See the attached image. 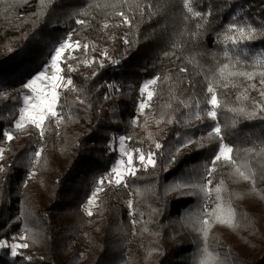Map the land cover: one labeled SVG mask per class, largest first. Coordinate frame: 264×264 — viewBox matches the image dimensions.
I'll use <instances>...</instances> for the list:
<instances>
[{"label":"trees","instance_id":"1","mask_svg":"<svg viewBox=\"0 0 264 264\" xmlns=\"http://www.w3.org/2000/svg\"><path fill=\"white\" fill-rule=\"evenodd\" d=\"M183 4L184 0H0V93L8 94L0 95V129L16 137L8 142L0 136V239L24 234L30 245L16 257L10 249H0V264H196L202 240L193 225L201 213V194H193L192 188L168 189L201 181L219 141L206 138L213 121L195 120L192 109L178 101L199 98L204 107L205 77L229 63L225 50L232 62L237 56L244 62L241 70L259 71L254 60L264 53V0H192L195 11L211 13L203 18L193 17ZM121 11L130 23L117 15ZM231 23L252 24L257 38L238 48L226 45L223 33ZM69 34L90 47L87 52L74 51L77 59L67 60L76 71L68 72L62 64L63 74L78 89L63 92L64 121L58 128L50 121L43 138L34 127L16 132L12 113L19 106L17 93L47 66L54 48ZM105 50L107 58L102 56ZM91 58L102 61L103 67L80 62ZM157 75L161 81L155 86L147 128L145 117L133 124L139 90ZM259 81V75L252 81L236 78L237 87L218 88V94L228 106H237L242 87L255 84L248 91L250 107L253 101L264 102ZM162 112L165 119L157 124ZM169 116L175 117L172 123ZM218 116L224 142L239 150L233 153L238 160L251 162L256 183L253 190L249 182L230 175L231 166L217 162L213 185L224 181V195L232 197L238 227L215 224L208 245L224 264H264V155L243 151L259 152L264 146V119L226 110ZM121 136L131 137L129 148L155 151L156 167L138 170L129 177L128 188L105 184L89 216L84 205L99 178L116 164L115 141ZM200 137H205L200 141L204 147L193 143L175 152L181 140ZM155 142L162 147L157 150ZM41 148L39 163L33 164ZM173 154L175 162L169 163ZM130 199L135 216L127 206Z\"/></svg>","mask_w":264,"mask_h":264},{"label":"snow or ice","instance_id":"2","mask_svg":"<svg viewBox=\"0 0 264 264\" xmlns=\"http://www.w3.org/2000/svg\"><path fill=\"white\" fill-rule=\"evenodd\" d=\"M127 3V0H124ZM184 8L188 13H191L193 17L203 18L205 15H210L211 13H201L195 11L192 7V0H184ZM151 7V5H149ZM117 15L123 18L124 23H130L128 17L124 13L117 12ZM78 24L84 25L86 21L77 20ZM104 28H108L109 25L105 23ZM264 34V33H261ZM257 38V28L252 24L240 25L237 23H231L227 26V31L223 33V40L225 44H231L233 47L238 48L241 44L253 41ZM128 40L125 38V44ZM90 45L88 43L82 44L80 40H72V34H69L61 43L58 44L53 50V54L50 58V63L47 67L41 70L38 74L34 75L32 78L27 80L23 86V91L17 93L15 99H17L19 106L16 111L12 113L14 119L12 127L16 132H25L29 127H34L38 130L40 138H43L45 131L51 127L50 121L55 123L58 128L59 125L64 121L65 117L63 114V105L61 103L63 92L66 91H78L73 85V81L70 76L63 75L65 69L61 66L62 64H67V60L77 59L72 53L78 51L81 48L87 52ZM94 50V46H93ZM65 53H68L67 58H65ZM167 55V53H165ZM102 56L108 57L107 50L102 52ZM224 56L229 60V63H224L221 65L217 74L211 77H205L207 81L205 88V99L204 107H201V102L199 98L195 101H178V103L186 108L192 109V115L195 120H203L207 118L214 122V125L206 134V138L209 140L219 141L218 149L216 154L212 157L208 164L204 165V177L201 181L192 182L185 181L173 185L169 188V191H175L181 188H192L199 193L202 198V209L201 213L195 219L193 225L194 230L197 231L202 240V248L200 249V257L197 259L196 264H224L220 257V254L213 249H210L208 245L209 235L215 224H221L227 227H238L236 221V208L232 204V197L229 195L227 198L224 193L226 191V186L223 180L218 181L213 185L212 176L217 169V162H223L226 165L231 166L230 175H234L237 180H243L249 182L255 190V177L256 170L252 168L251 162L248 160H238L233 153L239 150L235 149L233 145L224 142V133L222 125L219 120L218 113L220 111H229L233 114H238L247 119L262 118L264 119V102L253 101L249 107L248 102L249 87L255 89L256 85L251 84L248 87H242L241 92L237 95L236 99L238 101L237 106H228L221 95L218 94V88H228L237 87L235 83L236 78H244L245 80L252 81L257 75L260 76V96L264 100V53L256 56L254 60V67L259 69V71H247L241 70L240 64L244 63L240 60V57L235 58V62H232V57L228 50L224 51ZM86 66H91L92 64H98L103 67V62L98 61L95 58L80 61ZM112 63H119V61L112 60ZM68 72L76 71L71 64H67ZM181 72H186L187 69L181 68ZM96 73H94L95 75ZM165 80H170L171 77H165ZM158 81H161L159 75L154 76L151 79L146 80L139 92L140 99L138 100V114L133 119V124L139 125L140 116L145 114V109H151V101L156 95V88ZM71 86V87H70ZM107 87L112 88L113 85H107ZM0 95L7 98V93H0ZM108 96H105L107 99ZM80 103H84V100L79 96L75 98ZM167 107L171 109V104ZM165 119V113H161L159 119L155 122L157 124L163 122ZM175 120L174 116H169L168 122L172 123ZM236 121L233 120V126H235ZM148 119L145 116L144 127L147 128ZM149 138H152V133H149ZM0 136L6 139L8 142L13 141L16 137L13 135L12 131H6L0 129ZM205 137H200L197 139L188 138L186 140H181L175 149L176 153H179L181 148L188 147L189 145L196 143L200 147H204L201 140ZM131 137L121 136L119 137V152L120 159L117 163L112 166L109 173L105 177H100L97 181L98 186L89 196L87 203L84 205L87 215L92 216V206L96 204L98 199V194L104 190V185H113L114 187H124L128 188L129 177H135L138 170L141 168L147 170L149 166L156 167V152L151 148L141 149V148H129L126 146V142L130 141ZM264 145V142H262ZM162 147L159 142H155V148L158 150ZM43 149H39L35 152L33 157V164L39 163V157L41 156ZM246 154L255 153L256 155H264V146H262L259 152H256L255 148H248L243 150ZM4 159V149L0 147V160ZM175 162V155H170L169 163ZM4 171V167L0 165V172ZM35 174L34 172L32 173ZM111 177V178H108ZM139 192V190H137ZM211 204V207L209 205ZM127 206L130 210L133 209V201L130 199L127 202ZM130 215L135 216V211H130ZM191 221L192 217H188ZM133 225L137 223L135 219L131 221ZM146 230V229H145ZM17 239V238H13ZM22 241H27L28 236H20L18 238ZM30 245L27 242L24 243H9L6 239H0V249H10L11 255L13 257L22 255L18 250L26 249ZM26 259L31 260L32 257L28 256Z\"/></svg>","mask_w":264,"mask_h":264},{"label":"rangeland","instance_id":"3","mask_svg":"<svg viewBox=\"0 0 264 264\" xmlns=\"http://www.w3.org/2000/svg\"><path fill=\"white\" fill-rule=\"evenodd\" d=\"M67 53H65V58H67ZM50 63V62H49ZM49 63L47 64V66L49 65ZM46 66V67H47ZM62 66V65H61ZM64 75V74H63ZM139 97H140V92H139ZM140 99V98H139ZM150 113H152V110L151 109H145V114L144 115H142V116H140V117H145V116H148V115H150ZM118 141H119V138L115 141V143H116V149L118 150V152H119V143H118ZM126 146L128 147V142H126ZM121 157H120V152H119V157H118V160L120 159ZM117 160V161H118ZM117 163V162H116ZM108 178H111V177H108ZM96 203H97V201H96ZM95 206H96V204L94 205V206H92V212L94 211V209H95ZM20 236H25L24 234H21V235H14L13 237H12V239L11 240H8L9 241V243H24V242H26V241H22V240H19L18 238L20 237ZM17 238V239H13V238ZM19 252H21L22 251V249H19L18 250Z\"/></svg>","mask_w":264,"mask_h":264}]
</instances>
